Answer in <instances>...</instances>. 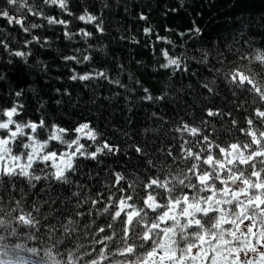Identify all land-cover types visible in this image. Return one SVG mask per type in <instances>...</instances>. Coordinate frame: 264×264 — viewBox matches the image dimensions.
<instances>
[{
  "label": "trees",
  "instance_id": "trees-1",
  "mask_svg": "<svg viewBox=\"0 0 264 264\" xmlns=\"http://www.w3.org/2000/svg\"><path fill=\"white\" fill-rule=\"evenodd\" d=\"M28 4L42 15L0 0V9L23 19L24 27L29 28L24 32L20 25L0 17V112L19 105L22 107L12 117L16 123H39L42 119L45 128L34 134L39 141H44L55 125L67 130L65 140L79 137L84 151H94L103 143L118 151L105 152L95 160L77 155L73 169L65 172L66 183L51 177L55 170L51 162L33 163L29 172L41 179L32 182L24 176L3 174L0 167V264H139L151 251L149 243L137 247L131 257L119 255L120 229L115 224L109 230L115 243L110 241L107 249L98 251L96 238L103 234L97 226L105 227L108 221V215L102 214L104 207L128 191L139 206L146 184L153 178L168 180L170 174H183L194 182L189 167L195 162L201 170L210 169L202 163L208 153H200L201 161H194L186 158L185 152H199L204 135L213 145L214 159L225 163L224 173L237 166L246 176L250 171L249 165H227L224 154L214 146L243 145L251 139L247 131L258 138L264 131V121L254 115L257 109L264 111V100L249 91L247 83L236 84L245 96L223 86L227 77L232 83V72L239 70L264 90V61L255 60L264 52V0H66L67 10L43 0H28ZM85 13L96 20H79ZM45 17L64 20L67 26L48 24ZM34 23L39 27L31 28ZM82 30L91 35H82ZM198 41L201 47H194ZM17 51L25 55L16 56ZM67 56H76L80 62L66 60ZM167 58H179L182 69L163 68ZM96 72L107 78L95 77ZM74 74H92L94 78L74 81L70 79ZM205 84L211 92L201 89ZM146 95L153 99H145ZM209 109L220 115L208 117ZM6 119L0 115V121ZM248 119H253L252 125H247ZM84 123L94 130V143L75 132ZM184 124L196 127L197 135L176 131ZM4 135L0 130V138ZM22 140L24 137L18 136L11 145L12 156L23 151ZM136 147L141 148L140 153ZM256 147L264 148V139L260 146L250 145L249 151ZM71 150L49 141L45 151H56L59 157ZM233 152L248 155L242 148ZM11 161L9 165L17 171L26 163ZM261 167L256 162V169ZM116 174L123 177L118 185ZM260 179L264 180V172ZM217 186H221L219 182ZM237 186L243 185L238 182L229 187L236 190ZM162 191L156 189L160 203H164ZM184 191L195 195L192 189ZM180 192L177 186L173 195ZM97 198L98 203L90 207ZM158 211L148 210L147 220ZM249 223L245 220L240 230L246 231ZM165 226L161 224V228ZM176 240L179 247L184 246L178 231ZM132 242L141 244L136 237Z\"/></svg>",
  "mask_w": 264,
  "mask_h": 264
},
{
  "label": "snow or ice",
  "instance_id": "snow-or-ice-1",
  "mask_svg": "<svg viewBox=\"0 0 264 264\" xmlns=\"http://www.w3.org/2000/svg\"><path fill=\"white\" fill-rule=\"evenodd\" d=\"M43 2L56 5L60 9H67L66 0H43ZM6 3L18 8H25L27 12H31L33 15H42L40 10L33 9L28 4V0H6ZM0 17L6 18L9 24L14 22L20 25L24 32L29 31V28L24 27L23 19H17L15 16L10 15L7 10L0 9ZM141 18L144 19L145 17L142 16ZM45 19L48 24L67 26V22L64 20L50 17H45ZM79 20L92 23L96 20V17L85 13L79 16ZM37 27H39L38 24L31 25V28ZM97 29L99 31L103 30L100 25H97ZM149 31V29H145V32ZM195 32L199 33V29H195ZM81 34L84 36L91 35V33L83 30ZM65 35L69 39L71 38L67 32ZM33 39L37 38L33 37ZM0 44H2V41H0ZM3 46L7 47V45ZM163 54L168 57L167 52ZM15 55L24 56L25 54L17 51ZM65 59L80 62L76 56H67ZM83 59L88 60L89 57L84 56ZM255 60L264 61V52L258 53ZM162 67L172 68L175 72L182 69V62L179 58H167V63L163 64ZM95 77L107 78L103 72H96ZM92 78H94L92 74H74L70 77L74 81L77 79L87 81ZM230 79L232 83L240 86L247 83L251 86L248 90L256 93L261 100H264L262 85L259 82H254L249 75L236 70L232 72ZM204 87L209 92L212 91L208 84H205ZM144 92L147 93L148 90L144 89ZM16 95L19 96L20 93H16ZM163 98L160 97L159 99ZM145 99L152 100L153 97L146 95ZM18 107L22 106L16 105L11 109L0 112V115L7 117L6 121H0V130L5 132L4 137L0 138V158L5 154L11 155V145L20 136L24 137V140L21 141L23 151L11 158L13 161L25 160L26 163L20 165L18 171L16 167H11L3 174L24 176L29 182H32L41 179L38 175L33 176L30 174L29 170L33 163L39 161L48 164L51 162V167L55 169L51 172V177L66 183L67 176L65 172L73 169V161L77 155L95 160L98 155L105 152L114 153L118 151L108 143L97 146L94 151H84V145L80 144L79 137L69 142L63 138L67 130L55 125L47 131L46 139L39 141L34 134L38 128H45L44 121L42 119L39 123L29 121L23 125L16 123L12 117L17 114ZM206 114L208 117L220 115L218 111L214 112L211 109L207 110ZM254 115L264 121V111L257 109ZM232 123L234 124L235 121L233 120ZM246 123L252 125L253 119H248ZM261 127H264V124ZM26 129L28 131H25ZM176 131H184L193 136L198 133L196 127H189L187 124ZM75 132L86 135L93 143L96 140V134L94 130L90 129L88 123L76 127ZM245 134L251 137L248 143L243 145L231 143L227 147L216 144L214 147L219 154H224L223 159L227 165H249L250 171L247 176L245 170L240 169L238 166L235 169L229 167L227 172L224 173L225 163L214 159L211 152L213 145L208 136L204 135L202 137L203 145L199 152L194 154L190 150L186 151L185 157L194 161H201L200 153L206 152L208 154L202 163L211 166V168L201 170L197 163H192L189 171L195 177L194 182L188 180L183 174H177L174 177L170 174L168 180L162 178L151 179L146 184L147 191L145 196L140 198L139 206L135 204L132 191L122 193L109 207L103 208L102 214L108 215V221L105 227L97 226V231L103 234L102 237L98 236L96 238L100 245L98 251L107 249L110 241L115 243L113 235L109 231L113 229L115 224L120 229L117 234L120 245H122L118 248L119 255L131 257L136 254L137 247H143L145 243H149L151 251H147L146 255L140 258L139 264H264V251L258 252L257 250L258 247L264 248V209H261V206L264 205V180L260 179L261 172H264V148L256 147L249 151L250 145L260 146L261 139H264V131L260 132V138L251 130ZM49 141H57L60 144L67 145L68 149L72 150L63 152L58 157L56 151H45ZM196 143H200V141H196ZM73 146L75 147L73 148ZM238 148L248 151L247 157L243 155V152H240L235 157L229 158L232 155V150ZM135 151L140 153L141 148L136 147ZM258 157L262 158L256 161L262 166L260 170L256 169V162L250 163ZM58 159L59 163H57ZM222 174L224 175L223 179ZM253 178L256 179L253 180ZM122 179L123 177L120 174H116L115 184H120ZM217 182L221 185L220 187L217 186ZM238 182L243 185L238 190L229 187V183L236 185ZM177 186L180 187L181 192L173 195V191ZM128 187L132 189L133 186L128 185ZM157 188L163 190L160 196L164 203L157 200ZM184 189L194 190L195 195H191L190 192H186ZM117 190L120 191L121 189ZM250 192L251 195H249ZM204 193L207 194L204 195ZM241 196L244 199H241ZM99 199L92 200L90 207L98 203ZM148 210H159L158 215L151 221L147 220ZM245 220L250 221V223L246 231H241L240 225ZM161 224L166 226L161 228ZM190 228L192 231H189ZM137 229L139 231H136ZM177 231L180 240L184 242L183 247H179L177 244ZM134 237L140 239L141 244L139 246L132 242ZM193 248L199 249L196 255H192ZM177 252H179V255H177ZM241 252L245 256L242 262L240 261ZM250 252L253 253L251 257H249ZM112 255L115 257L116 253H112ZM96 264H98L97 261Z\"/></svg>",
  "mask_w": 264,
  "mask_h": 264
},
{
  "label": "rangeland",
  "instance_id": "rangeland-1",
  "mask_svg": "<svg viewBox=\"0 0 264 264\" xmlns=\"http://www.w3.org/2000/svg\"><path fill=\"white\" fill-rule=\"evenodd\" d=\"M233 154H238V152H233L232 153V155ZM11 157H12V153H11V155H7V154H5V155H3V157L2 158H0V164H1V168H2V172L4 171V172H6L7 171V169H9V168H11V167H13V166H10L9 164L12 162L11 161ZM4 158H8V159H4ZM58 163H59V161H58ZM3 166H4V168H3ZM19 170V169H18ZM229 186H230V184H229ZM240 187H242V186H237V187H235V189L236 190H238ZM241 228H244L243 226H241ZM258 252L259 251H264V248H259L258 247ZM199 251V249L198 248H194L193 249V252H194V254L196 255V253ZM253 255V253H249V257H251ZM154 259V258H153ZM245 259V256H244V254H243V252L242 253H240V261L242 262L243 260Z\"/></svg>",
  "mask_w": 264,
  "mask_h": 264
},
{
  "label": "bare ground",
  "instance_id": "bare-ground-1",
  "mask_svg": "<svg viewBox=\"0 0 264 264\" xmlns=\"http://www.w3.org/2000/svg\"><path fill=\"white\" fill-rule=\"evenodd\" d=\"M74 1V0H72ZM76 1V0H75ZM69 9V8H68ZM67 10V9H66ZM194 47L196 45H200L199 47H201L202 45V42L201 41H198V44H195V42L192 44ZM190 62H193V58L192 57H189L188 58ZM223 86L225 87H228L230 90H235L237 92V94L241 95V96H245L244 93L238 88V86L236 84H232L229 80V78L227 77L225 81H223ZM201 89H206L204 86H202Z\"/></svg>",
  "mask_w": 264,
  "mask_h": 264
}]
</instances>
